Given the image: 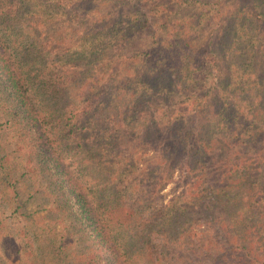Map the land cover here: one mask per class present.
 <instances>
[{
    "label": "trees",
    "instance_id": "16d2710c",
    "mask_svg": "<svg viewBox=\"0 0 264 264\" xmlns=\"http://www.w3.org/2000/svg\"><path fill=\"white\" fill-rule=\"evenodd\" d=\"M174 1L198 9L171 19L166 0H0V126L16 145L0 147L13 226L0 264L23 253L27 264H247L253 245L264 264V0L217 24L205 58L190 35L219 0ZM152 26L171 40L122 49ZM145 149L160 153L152 168ZM178 169L184 188L160 202Z\"/></svg>",
    "mask_w": 264,
    "mask_h": 264
},
{
    "label": "rangeland",
    "instance_id": "374dc122",
    "mask_svg": "<svg viewBox=\"0 0 264 264\" xmlns=\"http://www.w3.org/2000/svg\"><path fill=\"white\" fill-rule=\"evenodd\" d=\"M167 1V18H171L174 19L177 17V15L182 16L184 14H191L193 13L195 10L198 9L197 5H192V7L190 8H184L183 6H181L180 8H178V3L174 0H166ZM220 4L218 5V11L217 10H213V8L209 9L207 6H205V10L204 11H208V13H210L207 17V19L204 22V26L201 27L199 30H194L191 33V37L190 38V42L191 45H193V47H191L192 49H194L195 53H199L201 52V55H204V58L207 54V43L208 41H212V40H217V37L215 36L216 34V25L219 24L220 25V29L221 27H225L228 26V23H230L231 18L234 12H246L247 8L246 6H248V8H255V4L257 3L256 0H219ZM105 5V4H104ZM115 5V4H114ZM123 6V5H122ZM203 6H199L200 9H204L202 8ZM263 7L260 6V10H262ZM147 10V8H146ZM186 10V11H185ZM103 11V9H102ZM264 12V9H263ZM259 16V15H258ZM153 17H155V15H153ZM258 18V17H257ZM260 19V18H259ZM258 19V21H259ZM261 23V29L264 30V20L260 21ZM154 25V23H153ZM138 36L134 37L131 40V44L128 45H124L122 46V49L125 50H130V51H142V50H147L148 47L151 45L152 43V47L155 48L157 47V43L156 41H161L165 38H167L168 40H171L172 35L171 34V29H167V32H162L161 29L156 28L155 26H152L151 28H149L148 31H143V32H139L137 34ZM153 41H155L153 43ZM161 42L159 44H161ZM163 43V42H162ZM259 43L264 47V39ZM199 50H198V49ZM205 50V51H204ZM206 60V59H205ZM137 64L136 65H142V62H138V58L136 59ZM256 62L258 64L257 66V71L258 72H264V55L260 54V49L256 54ZM223 66H225V64H222ZM142 67V66H141ZM225 73V68L221 69L220 72H213V74H210L209 76H207V79H212L213 76L218 75V78H222L224 76ZM186 97L184 95H180L178 96L177 100L179 101V103H177L176 105H179L181 107L186 106V102L185 99ZM189 105V103H188ZM144 109V110H148ZM137 115V113L135 114V116ZM153 114V112L151 111L150 113V118ZM148 119V116H146ZM143 119V118H142ZM165 122V120L162 118L161 119V123L163 124ZM152 121H148V124H151ZM0 139H2L0 141V147H2L4 150H7V146L8 147H15L16 145H12L9 146L11 141L13 140L8 132L4 131V127L0 126ZM141 151V150H140ZM0 153H4L2 151H0ZM138 156H141L143 159H145V162H147V166L149 168H152L154 166V162H157V160L159 159V152L157 151H152L150 149H145V152H138L137 153ZM2 155V154H1ZM3 161L5 163V165L7 166L8 170L10 171V173L12 172V168L15 170L14 174L11 176L12 179L16 180V178H20L21 175L19 174V171H17L18 168V158L15 156L14 153H10L6 156H4ZM187 174L184 172L183 169H178L175 171L173 178L171 181H169L165 187L160 191V197L159 200L161 201H166L170 198V196H172L175 192H179L181 191L187 181ZM18 189L20 190V192H22L21 194V198H25L27 196V189L25 187V184L23 183L22 179H20V181H18L17 183ZM2 189V196L7 199H10L11 195L14 194L12 188H10L7 185H3L1 187ZM35 217L42 221V212L41 214H37L35 215ZM24 221V220H23ZM22 222V221H21ZM200 222V219H199ZM23 223V222H22ZM9 227V228H8ZM13 228V226L10 223V219L8 217L7 213H2L0 212V240L2 238V236L4 235V232H8ZM235 237H233L234 239ZM16 242H20V240L15 239ZM24 251L21 250V253H23ZM255 253V255H254ZM253 256L260 257L261 256V251L258 250L254 245L252 250H250V252L247 254L248 257V261L247 264H260L258 263V261L256 259H254ZM27 253H23V256L19 257L15 256L13 258V262L14 264H27L26 259H27ZM22 258L25 259L22 261Z\"/></svg>",
    "mask_w": 264,
    "mask_h": 264
}]
</instances>
